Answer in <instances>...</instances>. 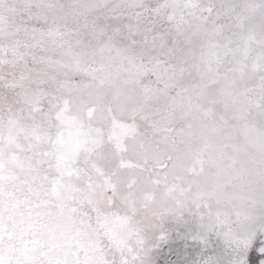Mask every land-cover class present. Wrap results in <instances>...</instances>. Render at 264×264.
Listing matches in <instances>:
<instances>
[{
    "label": "rangeland",
    "instance_id": "rangeland-1",
    "mask_svg": "<svg viewBox=\"0 0 264 264\" xmlns=\"http://www.w3.org/2000/svg\"><path fill=\"white\" fill-rule=\"evenodd\" d=\"M240 1L0 0V264L264 260L188 183L211 171L195 127L218 137L228 106L264 140V35L248 31L264 0ZM57 220L72 262L53 256Z\"/></svg>",
    "mask_w": 264,
    "mask_h": 264
},
{
    "label": "bare ground",
    "instance_id": "bare-ground-1",
    "mask_svg": "<svg viewBox=\"0 0 264 264\" xmlns=\"http://www.w3.org/2000/svg\"><path fill=\"white\" fill-rule=\"evenodd\" d=\"M245 2H247V0L244 1V3ZM244 3L241 6L239 5L242 8V11H251V6L249 7V4ZM261 11V20H259L256 24L252 23L248 27L249 33L253 36L256 34H262L261 36L264 35V4L261 5ZM257 41H260V39L257 38ZM226 91L228 93V90ZM122 92L123 94L116 93L117 96H115V99L117 102L123 103L125 100L133 99V95H126L125 91ZM228 95L229 94H225L226 97ZM130 101L133 102L132 100ZM241 105L245 106L246 103ZM226 110L228 118L235 120L236 124L233 123L234 126H231L230 128H227L226 126L223 127L222 132L218 137L211 134V127L209 130L200 126L195 127L199 130L198 133L201 135L200 138L202 145H204L205 149L207 148V151L209 150L212 152L211 159L207 166L210 167L211 171H206L200 175L198 177L197 185L196 183L192 182L188 183L193 187L194 196H198L199 199L204 198V200L209 201L207 203H209L212 208L216 209L222 205H228L235 214V218L241 216L242 219L239 221L237 233L243 237L253 235L254 238L248 242L247 249L249 248L251 250L250 247L254 242H260V246L256 251L258 254H262L264 257V171L259 168L261 170L260 171L254 167V162H261L264 159L262 157V154L264 153V140L261 138V136H259L260 134L258 135L257 131H252V128L249 129L248 127L244 126L242 122H240L241 115L233 112L234 110L232 111L230 106H228ZM255 129L256 128H254V130ZM182 136L183 138H186L188 136V132L185 130L182 133ZM185 159L186 157H183L184 162L186 161ZM262 166H264V163ZM183 172V168H178L177 166L170 169V174L174 175L180 176ZM192 202H195V200ZM197 202L199 204V201ZM233 203L234 206L232 205ZM54 223L55 222L52 221H48L47 223V227L55 238L56 245L59 247V249L56 250L57 252L53 253V256L66 262H72L73 254L70 253L68 247L70 223L66 222L65 220H57V222L55 224ZM208 226V231L210 232L213 225L212 223H209ZM200 231L202 230H197V232ZM203 233L205 234L204 230ZM259 235H261L260 239L258 238ZM237 236L239 237L238 234ZM242 261L243 262L241 264H258L254 258H251V251L248 252L247 256L245 255V258ZM259 264H264V260H260Z\"/></svg>",
    "mask_w": 264,
    "mask_h": 264
},
{
    "label": "snow or ice",
    "instance_id": "snow-or-ice-1",
    "mask_svg": "<svg viewBox=\"0 0 264 264\" xmlns=\"http://www.w3.org/2000/svg\"><path fill=\"white\" fill-rule=\"evenodd\" d=\"M201 155H203V153H201ZM168 159L172 160L173 167H175L178 161L180 160V157H177L176 159H173L172 157H168ZM197 162L201 164L203 163L202 160H198ZM96 224L99 226V229L101 230L106 229L108 227L109 217L105 215L102 210H97ZM84 264H103V262L102 261H85Z\"/></svg>",
    "mask_w": 264,
    "mask_h": 264
}]
</instances>
